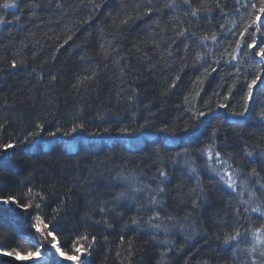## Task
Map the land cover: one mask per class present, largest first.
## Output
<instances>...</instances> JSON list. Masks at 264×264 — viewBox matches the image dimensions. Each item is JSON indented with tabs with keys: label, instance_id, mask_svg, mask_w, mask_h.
Returning <instances> with one entry per match:
<instances>
[{
	"label": "trees",
	"instance_id": "1",
	"mask_svg": "<svg viewBox=\"0 0 264 264\" xmlns=\"http://www.w3.org/2000/svg\"><path fill=\"white\" fill-rule=\"evenodd\" d=\"M36 2L40 3L41 7L35 11L27 7L29 0H22L19 3V11L0 8V15H3L7 21H13L12 24H0V118L6 117L8 120L7 127L0 130V143L22 139L27 131L32 130L34 119L46 121L45 132L53 131L56 127L66 130L73 122H83L85 128L73 134L75 146L72 154H65L63 141L73 137H64L62 133L57 134L55 138L46 135L38 137L35 146L21 145L15 150L9 149V155L5 157L8 163L0 168V195H20L34 184L35 191L40 192L43 189L44 194L47 195L45 201L47 207L43 208V212L49 219L52 216V209L60 204L59 197L65 194L71 196V200L64 206L66 216L62 223L63 231L57 234L58 240L62 242V250L68 251L75 234L84 230L83 227L74 226L81 224V218L86 211H91L85 207L86 201L108 200L115 192L122 190L123 182L120 181L113 182L116 185L114 188L106 186L110 177L116 176L119 171L135 172L138 177L143 178L144 183H148L152 181L157 169L164 167L168 179L163 182L165 195L161 197L164 209L161 214L183 217L185 212L191 209V200L195 198L192 190L196 186V179L195 176L190 178L184 165V160L189 159L198 169L207 196V200L201 204L199 210L193 213L194 219L191 221L193 225H198L199 234L193 235V239L186 243L185 232H180L178 229L171 232L168 239L173 241L174 247L167 246L172 247V250L164 253L163 262L185 264L187 260L188 264H201L207 259L210 264H240V261L233 259L231 250L224 251L216 240L217 234H222L226 230L225 219L228 229L234 226L231 208L236 205L238 196L236 193L223 190L222 186L218 185L213 175L205 169L206 157H202L198 149L211 142L210 133L213 128H218L215 138V142L219 145L217 150L225 158L231 156L230 163L243 169L245 173L250 168L256 167L261 177H264V164L258 161L250 162L244 151L245 142L249 145L259 142V136L254 132L253 125L255 117L264 109V90L260 91L250 108L248 126L225 122L223 116L215 114L219 112L230 115L233 110L236 112L242 110L246 88L243 83V73L251 70L254 74V68L249 69L247 64L240 66L241 76L236 88L233 89L228 108H217L216 105L223 102L222 97L227 94L228 88L237 80L234 74L235 68L222 60L217 71L205 79L200 97L195 100L201 111L207 112L209 108L213 109L207 117L202 118L205 121L202 135L190 140L178 139L166 142L165 137L168 134L161 133L158 129L164 123L170 127L174 125L183 127L184 122L188 120V116L184 115L185 107L191 105L196 91L200 90V85L194 82L202 75L205 67L216 66L209 58V62L203 67L195 69L188 67L181 73L177 86L166 96L161 95L182 65L177 63L175 66L165 67L158 53L150 44L146 45V38L149 31H156L157 17H162L161 27L169 22V12L162 10L151 17L134 19L119 30L112 47H120L123 54L127 55L125 78L121 80L120 73L112 67L111 59H103L101 44L105 41L112 42L116 31L113 27V18L123 19L122 9L124 7L131 9L138 0H93V3L101 5L99 9H94L89 0H62L63 9L59 11L56 10L54 3L49 6L48 0H36ZM139 2L143 3L144 0ZM195 2L198 0H194ZM163 3L164 0H153L155 8L163 9ZM221 3L225 6V11L230 13L235 0H221ZM242 11L246 16L247 10ZM16 15H21L20 21H14ZM89 16L92 17L91 20ZM235 20L234 25L231 15L225 19L217 11L210 19L192 22L199 23V32L210 31L209 25L219 30V25L223 23L226 28H234L238 35L242 21L239 16H236ZM116 23H119L118 19ZM101 28L105 30L103 39ZM67 35H72V40L56 51L57 44H62ZM159 38L157 36V39ZM236 38L224 33L220 37L218 47L211 41L208 42V46L212 48L215 56L219 57L225 50L231 51ZM36 40L40 41L38 45L34 43ZM21 41L28 45L26 49L21 47ZM168 42H171L170 37ZM247 42H250V38ZM183 44L184 41L178 42L177 46L180 50H183ZM137 45L141 49L140 52L135 50ZM245 50L247 51L246 48ZM194 51L195 49L193 53ZM33 53H36L35 59ZM53 53L55 60H52ZM145 54L150 61L146 59ZM13 58L26 59L27 64L11 69L9 63ZM150 63L156 65L155 69L150 68ZM106 64L107 68H105ZM97 65L99 72L96 81L86 93L81 89L77 94L73 88L77 78L91 74V69ZM33 68L36 69V73H33ZM52 75L57 77L54 82L51 80ZM121 87L125 92L118 101L116 93ZM130 87L138 88L139 93L131 105L126 100L127 95L132 94L129 91ZM6 104L11 108L5 107ZM77 109L82 111L77 113ZM133 112L138 119L129 118ZM149 112L156 114V118L150 120V127L127 135L115 131L119 127H138ZM100 116L103 119L97 118ZM105 127L110 128L111 131L100 132L98 136L91 135ZM136 136H142V139L136 142ZM185 148L188 149V156L181 157L175 164L172 163L171 157ZM90 171L95 172L97 177L102 172L104 180L101 182L90 176ZM26 177L29 179L25 180ZM244 178V176L239 177V179ZM22 181L24 183H21ZM85 181L90 182L97 189L91 197L84 195V192L88 191L86 187L82 191V184ZM158 183L160 181L157 178L152 187H156ZM252 183L254 181L250 182V186ZM51 188L55 189L52 194L49 193ZM147 195V193H137V202L143 201ZM23 202H27V198ZM36 202L39 203V199ZM117 210L123 212L124 217L120 219L110 215L109 221L112 225L110 229L106 230L101 225L88 230L90 237L92 235L97 237L92 264H121L126 256L129 241L133 243L135 252L131 264H159L164 246L158 241L164 240L165 235L160 233L157 242H153L150 239V232L144 234L139 229L133 231L131 227L126 228L125 222L135 214V206L131 211L127 210V205ZM150 214L145 213V216ZM94 218L102 219L98 213ZM23 223L21 221V226ZM261 223H264V218L249 213L243 217L239 227L241 230L249 229L258 227ZM200 228L206 229L207 234L199 232ZM10 233L11 230L7 227L0 228V237ZM121 235L125 238L123 244L120 241ZM69 236L72 239H69ZM233 246L235 247V244ZM30 247V243L25 239H13L12 243L6 245L3 250L10 251L12 248H17L21 255H26ZM240 247H245L243 238H240ZM32 251L34 252V249ZM117 252L120 253L119 256ZM124 264H127V261H124Z\"/></svg>",
	"mask_w": 264,
	"mask_h": 264
},
{
	"label": "snow or ice",
	"instance_id": "2",
	"mask_svg": "<svg viewBox=\"0 0 264 264\" xmlns=\"http://www.w3.org/2000/svg\"><path fill=\"white\" fill-rule=\"evenodd\" d=\"M22 0H2L0 8L3 9H17L19 11V3ZM49 6L55 4L56 10H62V0H48ZM92 3L94 9H99L100 4L93 3V0H89ZM29 9L35 11L41 7L40 3L36 0H29L27 5ZM247 10L246 16L244 11ZM162 10H167L170 14L169 22L160 25L162 17H157L156 31H149L146 38V45L150 44L151 47L158 53V56L165 67L175 66L177 63L181 64L180 71L171 78V83L168 84L161 95H167L168 92L174 89L181 79V73L188 67L193 69L197 67H203L204 64L209 62L211 58L215 67H205L201 76L197 77L194 83L200 85V90L196 91L193 97V102L190 106H186L184 115L188 116L183 124V127L169 126L164 123L159 132L168 134L165 137L166 142H173L178 139H191L193 137L202 135V129L205 121L202 118L207 117L209 112H213L212 108H209L207 112L201 111L195 100L200 97L201 91L205 79L211 73L217 71L221 61L235 68V75L237 80L233 85L228 88L227 94L223 95V102L216 105L217 108H228V102L231 99L233 89L236 88V84L239 82L241 76V65L247 64L249 69L254 68V74L251 70H246L243 73V83L246 85L243 96L242 110L239 112L231 111V114L215 113L224 117V121L232 124H243L248 126V114L250 108L257 99L261 90H264V0H235V5L232 11L229 13L225 11V6L222 5L221 0H198L194 3V0H164L163 9L155 8L153 6V0H144L143 3L136 2L134 6L129 9L124 7L122 9L123 19L119 17L113 18V27L116 30L113 34L112 42L105 41L101 44L102 56L104 60L111 59L112 67L120 73V79L125 78L127 55L123 54L120 47H112L119 35V30L128 25L134 19L140 20L144 17H151L154 13H159ZM220 12L222 18L227 19L229 15L233 17V24L235 25V17L239 16L242 21V26L238 35L234 28H226L225 24L219 25V30L214 27L210 31L199 32V23H193V20L199 21L201 19H210L215 12ZM21 15L14 16V21H20ZM92 17L89 16V20ZM117 19L119 23H116ZM13 21H7L3 15H0V24H12ZM254 30V31H253ZM101 37L104 38L105 30L100 29ZM228 33L232 36H236L234 47L231 51L225 50L219 57L215 56L212 48L208 46V42L211 41L214 46H219L220 37L222 34ZM157 36L160 38L157 39ZM170 37L171 42H168ZM72 35H67V38L62 44H57L56 51L72 40ZM250 38V42H247ZM184 41L183 50L178 48V42ZM35 44H39L40 41H34ZM21 47L26 49L28 47L23 41H21ZM247 49V51L245 50ZM193 49H195L193 53ZM135 50L140 52L139 45L135 46ZM243 53V56H241ZM146 56V54H145ZM36 53H33L35 59ZM259 58V59H256ZM146 59L150 61V58L146 56ZM52 60H55V53H53ZM190 61V63H189ZM27 64L26 59L13 58L9 67L11 69H17L21 65ZM108 65H105L107 68ZM156 65L150 63V68L155 69ZM33 73H36V69L33 68ZM99 65L91 69V74H86L78 77L73 88L77 94L81 89H84L85 93L88 88L94 83L98 77ZM251 76V79H249ZM57 79L55 75H52L51 80L54 82ZM129 91L132 94L127 95L126 100L131 105L135 97L139 94L138 88L130 87ZM125 92L123 87L116 93L118 101L122 94ZM217 95L219 92L216 93ZM187 104V97L185 99ZM7 108H11L10 105H5ZM147 107V106H146ZM82 109H77V113H80ZM79 118V117H78ZM103 119L102 116L97 117ZM130 119H138L135 112L131 114ZM156 118L155 113L149 112V115L144 118L143 123H139L138 127H119L115 131L121 134L138 133L141 129H145L151 126L150 120ZM243 118V119H236ZM0 130H4L8 125L6 117L0 118ZM46 121L43 119H34L32 121V130L27 131L23 135L22 139L13 142L0 143V168L6 166L8 161L5 159L9 155L8 150H15L21 145L35 146L38 141L36 138L46 135L47 137L55 138L57 134L62 133L64 137H73V134L82 131L85 128V124L73 122L72 126L64 130L62 127H56L53 131L45 132ZM254 132L259 136V142L254 145H249L247 142L244 144L245 156L250 162H259L264 164V109H262L255 117ZM111 131L110 128H103L91 135H99L100 132L107 133ZM177 133H182V136H177ZM218 133V128H213L210 133L211 142L198 149L199 154L202 157H206L205 169L210 172L214 179H216L218 185L222 186L223 190L230 193H236L238 200L236 205L231 208L234 216L233 227L227 228V220L225 219V229L222 234H217L216 240L218 245L224 250H231L232 257L235 261H240V264H264V223H261L258 227H250L249 229H243L239 227L243 217L249 213L258 214L261 218H264V177H261L260 172L256 167L250 168L247 173L243 169L234 166L230 163L232 157L225 156L218 151L219 145L215 142V138ZM142 136H136L135 141L139 142ZM45 143H51V141H45ZM65 154H72L75 146V138L67 139L63 141ZM188 156V149H182L171 157L172 163H177L181 157ZM187 173L191 176H195L196 186L192 190V195L195 197L191 200V209L183 215V217L175 216L172 214L162 215L163 201L162 196L165 195L164 181L168 179V173L164 167L157 169L155 176L151 182L144 183L142 177H138L135 172L119 171L116 176L110 177L107 187L114 188L115 181L123 182L121 191H117L108 200H100L99 202L94 199H88L85 207L91 209L90 212L86 211L82 218L81 224L74 227H83L82 232H77L75 238L72 239L71 247L68 251L62 250V242L58 240L57 234L63 231L62 223L64 216V206L67 201L71 200V196L65 194L63 197H59L60 204L52 209L51 219L43 212V208L47 207L45 203L47 195L44 194L42 189L40 192L35 191V185L32 184L27 188V191L20 195H0V228L7 227L11 230L10 235L0 237V264H14L15 260L28 261L29 264H92L93 249L97 243V237L89 235V229L100 227L103 225L106 230L112 227L109 216L115 215L120 219H123L124 213L117 209L123 208L127 205V210L131 211L135 206L136 212L133 216L125 222V227H131L133 231L141 230L144 234L151 233L150 239L153 242H157V237L160 233L165 235V239L158 241L161 246H164V251L161 253V261L159 264H164L163 256L172 250L173 241L168 239V236L174 230L185 232L186 243L188 240L193 239V235L198 233V225H193L191 221L193 213L198 211L201 204L207 200L204 186L200 181L198 169L193 166V162L189 159L184 160ZM102 167V165H101ZM31 176V174H29ZM90 176L95 177L98 181H103L104 176L101 172L99 176H96L95 172L90 171ZM244 176V179L239 177ZM157 178L160 183L156 187H152L153 183H156ZM29 178H25L28 180ZM254 181L251 184L250 182ZM21 183H24L23 181ZM88 189L84 192L86 197H91V194L97 191L96 188L88 181L83 182V188ZM239 189V191H238ZM55 192L54 188L49 189V193ZM137 193H147L143 201L137 202ZM245 195L247 198H245ZM27 198V202H23ZM39 199V203L36 200ZM35 212V214H33ZM99 214L102 219H95V215ZM145 213H151L145 216ZM30 217V219H29ZM23 221V226H21ZM47 221V222H46ZM199 232L207 234V230L200 228ZM250 237V240H249ZM51 238V241H49ZM240 238H243L245 247H240ZM13 239H25L30 243L31 247L28 250V254L22 256L21 252L17 248H12L10 251L3 250L6 245L11 244ZM107 239V237H105ZM124 235L120 236L121 244L124 243ZM203 239V236H201ZM50 243V247H49ZM235 244V247L233 246ZM39 245V246H38ZM172 245V247H167ZM134 246L131 241L127 244L126 256H124L121 264L127 261V264H131L132 258L135 255L133 250ZM34 249V252L32 251ZM180 251V249H175ZM71 253V254H70ZM120 253L117 252V256ZM241 255L243 259L241 260ZM13 258L11 260L5 258ZM188 264V261H185ZM201 264H210V261L205 259Z\"/></svg>",
	"mask_w": 264,
	"mask_h": 264
},
{
	"label": "bare ground",
	"instance_id": "3",
	"mask_svg": "<svg viewBox=\"0 0 264 264\" xmlns=\"http://www.w3.org/2000/svg\"><path fill=\"white\" fill-rule=\"evenodd\" d=\"M6 251V250H5ZM27 255V254H26ZM23 256V255H22ZM5 259H8V260H11V259H13V258H5ZM14 264H29V262L28 261H23V260H15L14 261Z\"/></svg>",
	"mask_w": 264,
	"mask_h": 264
},
{
	"label": "rangeland",
	"instance_id": "4",
	"mask_svg": "<svg viewBox=\"0 0 264 264\" xmlns=\"http://www.w3.org/2000/svg\"><path fill=\"white\" fill-rule=\"evenodd\" d=\"M24 256V255H23ZM66 264H71V262H66Z\"/></svg>",
	"mask_w": 264,
	"mask_h": 264
}]
</instances>
